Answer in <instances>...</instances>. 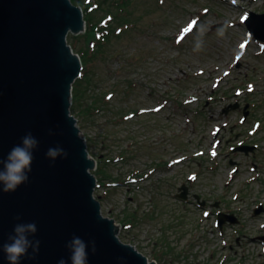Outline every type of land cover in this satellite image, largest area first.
<instances>
[{"label": "rangeland", "instance_id": "rangeland-1", "mask_svg": "<svg viewBox=\"0 0 264 264\" xmlns=\"http://www.w3.org/2000/svg\"><path fill=\"white\" fill-rule=\"evenodd\" d=\"M76 3L89 21L68 36L84 62L73 115L98 161L95 197L122 225V242L158 264H264V43L243 22L264 14V0ZM244 82L255 91L235 96ZM254 118L261 126L250 134ZM253 139V157L232 151ZM220 213L237 221L221 231Z\"/></svg>", "mask_w": 264, "mask_h": 264}, {"label": "water", "instance_id": "water-1", "mask_svg": "<svg viewBox=\"0 0 264 264\" xmlns=\"http://www.w3.org/2000/svg\"><path fill=\"white\" fill-rule=\"evenodd\" d=\"M246 24L264 41V14L252 13ZM86 29L83 9L72 0H0V160L28 133L38 141L28 182L15 192L0 190V264H9L3 245L18 223H35L29 239L40 241L39 253L29 249L20 264H72L73 236L88 244L87 264H158L122 242V225L103 215L95 197L98 162L71 110L83 63L68 36ZM55 147L67 157L48 158Z\"/></svg>", "mask_w": 264, "mask_h": 264}, {"label": "clouds", "instance_id": "clouds-1", "mask_svg": "<svg viewBox=\"0 0 264 264\" xmlns=\"http://www.w3.org/2000/svg\"><path fill=\"white\" fill-rule=\"evenodd\" d=\"M206 31L205 26H201L197 33V44L194 49L200 50L201 39ZM217 35L223 36L224 29H217ZM50 134H53L50 132ZM38 147V141L31 133L21 138V144L14 146L8 153L6 160H0L3 169L0 170V190L5 193L15 192L21 185L29 180V173L32 171L33 151ZM47 157L55 161L58 157H67V152L61 147L49 148L46 153ZM19 219V217H17ZM14 234L9 236L10 243L3 245V251L9 264H20L21 258L29 253L38 254L40 241L29 239V236H35L38 229L35 223H18L15 225ZM67 247L70 250L72 264H87L88 261V244L78 236H73ZM92 251H96L95 242H92ZM34 258V257H33ZM59 264H66L61 259Z\"/></svg>", "mask_w": 264, "mask_h": 264}, {"label": "flooded vegetation", "instance_id": "flooded-vegetation-1", "mask_svg": "<svg viewBox=\"0 0 264 264\" xmlns=\"http://www.w3.org/2000/svg\"><path fill=\"white\" fill-rule=\"evenodd\" d=\"M134 113H135V112H133L132 114H134ZM132 114H130V115H131V116H134V115H135V114H134V115H132ZM253 114H254V113H253ZM253 114H252V115H253ZM242 115H243V116H241V124H243V123L247 120V118H250V111H249L247 114L244 113V112H242ZM254 119H256V121H257V118H254ZM256 121L253 123V126L256 124ZM239 122H240V121H239ZM249 133H250V134H254V133L252 132L251 129L249 130ZM253 140H254V139H253ZM256 144H257V145L259 144V143H258V140H254V145H256ZM241 147H244V150H241V149H240ZM258 147H259V145L256 146V149H258ZM252 148H253V147H252L250 144H246V145H244L243 142L241 141V142H239L237 148H236V147H232L231 149H232V151L235 150V149H236L237 151H241V153H244L246 156H252V155H251V153H252V152H251ZM252 151H253V150H252ZM255 151H256V150H255ZM247 152H251V153H247ZM252 157H253V156H252ZM252 170L255 172V168H253ZM183 188H184L185 190H187V188H186L185 186H184ZM226 216H228V217H227L228 221H232V222H236V221H237V220H235V217H233V216H230V215H227V214H226ZM239 222H240V221H239ZM230 225H233V224H230ZM240 239H241V238H239V237L236 238V242L239 243V244H241V243H240Z\"/></svg>", "mask_w": 264, "mask_h": 264}, {"label": "trees", "instance_id": "trees-1", "mask_svg": "<svg viewBox=\"0 0 264 264\" xmlns=\"http://www.w3.org/2000/svg\"><path fill=\"white\" fill-rule=\"evenodd\" d=\"M72 2L74 3V4H79V3H76V0H72ZM84 17L86 18V20H87V23H88V17H87V15H86V13H85V10H84ZM90 23V22H89ZM106 39H107V37H106ZM105 39V40H106ZM71 46H72V48L74 49V45H72L71 44ZM74 51H75V49H74ZM80 54V53H79ZM81 56V55H80ZM84 59V58H83ZM83 64H84V62H83ZM86 73V72H85ZM83 74V73H82ZM89 73H87L86 75H85V77L86 76H88L89 77V75H88ZM83 78H84V76H82ZM79 78L76 82H75V84H74V87H73V105H72V114H74L75 113V111H76V107H78V106H76V102H78L77 100H78V97H80V94H84V92L81 90V83H82V80H83V78ZM87 77V79L88 80H86V83H88V84H90V82H91V78L89 79ZM85 80V79H84ZM182 102V101H181ZM180 102V103H181ZM177 103V102H176ZM178 104V103H177ZM96 174H97V172H96Z\"/></svg>", "mask_w": 264, "mask_h": 264}]
</instances>
